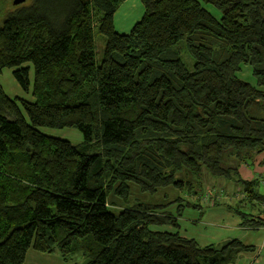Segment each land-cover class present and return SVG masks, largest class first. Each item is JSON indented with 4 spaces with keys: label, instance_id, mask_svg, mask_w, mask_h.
Here are the masks:
<instances>
[{
    "label": "trees",
    "instance_id": "16d2710c",
    "mask_svg": "<svg viewBox=\"0 0 264 264\" xmlns=\"http://www.w3.org/2000/svg\"><path fill=\"white\" fill-rule=\"evenodd\" d=\"M126 1L32 0L8 14L0 0V74L13 70L32 97L0 86V264H25L30 250L64 262L81 252L86 264H232L253 251L182 238L183 206L167 212L179 198L129 204L133 187L201 197L206 175L239 189L229 208L242 227L264 228L260 181L239 172L259 157L264 168V0H201L219 20L195 0H140L143 15L121 35L114 14ZM243 68L254 85L239 78ZM40 129L75 130L82 142ZM164 226L176 231L153 230Z\"/></svg>",
    "mask_w": 264,
    "mask_h": 264
},
{
    "label": "rangeland",
    "instance_id": "374dc122",
    "mask_svg": "<svg viewBox=\"0 0 264 264\" xmlns=\"http://www.w3.org/2000/svg\"><path fill=\"white\" fill-rule=\"evenodd\" d=\"M32 0H27L25 3L19 5V6H27L30 5ZM14 7L12 5V0H9V6L6 11V13H11L14 10ZM209 7V6H208ZM211 8V7H210ZM213 9V8H212ZM214 10V9H213ZM6 13L0 16V26L2 25V22L4 18L6 17ZM96 17L94 19L95 23H97V20L101 17V14L99 12L95 13ZM93 39L95 43V63L96 65H99L100 59L103 54V49H104V43L105 40L104 38L99 35L98 33V28L95 27L93 29ZM178 55L179 58L181 59L182 63L187 67L190 68L192 66V60L186 55L183 49H181L178 46ZM242 73L239 75V78L242 80H245L246 82L254 85V80L251 76V72H247L246 68ZM12 71L13 70H8L4 69L1 71L0 74V86L4 93L6 94L7 97L9 98H21L25 101H32V97L30 92L28 93H23L20 88L17 86L15 81L13 80L12 77ZM32 79V75L30 73V81ZM25 117V116H24ZM42 134L58 139L61 141H66L72 146H77L82 142V137L81 135L71 129H65V130H48V129H40L39 130ZM262 157L254 159L253 163H250L248 167L241 165L239 168V172L242 177H244L247 180H252L256 179L259 177L258 172L259 169L264 168L259 164L260 161H263L261 159ZM227 165L230 167H235L236 162H227ZM247 170V172L245 171ZM244 172L246 174H244ZM264 175L262 176V178ZM177 179H180L181 181H185V177L183 178L182 176L177 177ZM188 180H191L190 178H187ZM195 182L197 181L196 179H193ZM193 181V182H194ZM225 183L223 180H216V179H211L208 176L204 175L202 177V192L201 197H196L192 196L191 193H187L184 190L182 191H177L172 188L168 189H162L159 190L155 195L151 196L149 194H141L137 188L133 187L131 188V199H130V204H136V203H142V204H150V205H165L167 203L174 202L176 198H179L182 200L183 203H175L171 205L168 209L167 212H171L173 215L176 213V207L178 204H181L183 206V211L181 217L177 220L179 228L177 229L179 235L183 238L186 239H193L195 240L200 246H205V245H220L221 243L227 241L223 240V242H217L213 239H211V229L209 228V223H210V210L208 209L209 206H212V201L217 200V198H222L225 196V193H227V188L225 187ZM259 190L264 193V187L261 184L260 181V187ZM239 194V191L236 192ZM200 194H197V196H200ZM239 197H241L239 195ZM198 199L199 202H198ZM109 200L111 197L108 198ZM220 201V200H219ZM222 201V200H221ZM220 201V202H221ZM116 202V201H115ZM186 202L196 205L199 204L201 210H196V209H191V208H186L184 207ZM110 203V202H109ZM116 205L113 207L109 208V211L112 213H116L118 209L121 208L119 203H115ZM220 207V206H219ZM122 209V208H121ZM215 210V209H214ZM201 212V215H200ZM202 219V221H201ZM153 230H158V231H168V232H174L176 230H173L170 227H161V228H154ZM91 244V239L87 241L84 246H89ZM25 264H86V260L83 258L82 253L78 252V254L74 255L70 260L68 261H63L58 254H52V255H42L39 253H36L34 251H29L26 255L25 259Z\"/></svg>",
    "mask_w": 264,
    "mask_h": 264
},
{
    "label": "crops",
    "instance_id": "0c3cea01",
    "mask_svg": "<svg viewBox=\"0 0 264 264\" xmlns=\"http://www.w3.org/2000/svg\"><path fill=\"white\" fill-rule=\"evenodd\" d=\"M195 1L202 5L201 0ZM202 7L216 20L220 19V14L217 11L208 6L202 5ZM142 15L143 7L140 0H127L114 14L115 31L121 35L128 34L133 25L140 20ZM244 70L245 69H243V71ZM249 71L250 70L247 69L248 73ZM245 171L247 172V170ZM244 174L246 173L244 172ZM258 174L259 177H257L256 179L261 181V184L264 187V177L262 178V176L264 175V170L259 169ZM242 178L245 179L244 177ZM225 187L227 188V193H225V196L221 199L217 198V202L221 203L222 205H220V207L217 205L208 207L211 215L209 228L212 231L211 235L213 234L211 236V239L217 242L235 239L239 240L246 246L253 247L252 252L240 254L232 264H264V228L250 230L240 225L241 222L239 218L233 213V211H231L233 207H235L236 204L240 201L239 194L236 193L239 191V189L235 188V185L229 182L225 183ZM219 200L222 201L220 202ZM229 207H232V209H230ZM240 210H244L246 212L250 211L247 206H241Z\"/></svg>",
    "mask_w": 264,
    "mask_h": 264
},
{
    "label": "water",
    "instance_id": "95a60500",
    "mask_svg": "<svg viewBox=\"0 0 264 264\" xmlns=\"http://www.w3.org/2000/svg\"><path fill=\"white\" fill-rule=\"evenodd\" d=\"M25 1H27V0H12V5L18 6V5L25 3Z\"/></svg>",
    "mask_w": 264,
    "mask_h": 264
}]
</instances>
